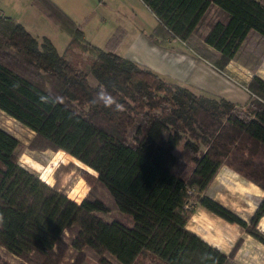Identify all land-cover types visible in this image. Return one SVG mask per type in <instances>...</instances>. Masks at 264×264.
<instances>
[{"label": "trees", "instance_id": "1", "mask_svg": "<svg viewBox=\"0 0 264 264\" xmlns=\"http://www.w3.org/2000/svg\"><path fill=\"white\" fill-rule=\"evenodd\" d=\"M142 1L155 43L179 39L220 70L264 58V0ZM33 4L69 34L73 57L0 14V110L33 132L29 150H62L92 170L77 167L89 187L76 202L58 174L72 162L49 184L20 164L24 146L0 126V246L29 264H232L241 238L228 253L207 243L187 228L197 205L264 244V196L245 220L200 193L222 165L264 192V79L250 77L243 104L194 91L93 45L51 0Z\"/></svg>", "mask_w": 264, "mask_h": 264}, {"label": "crops", "instance_id": "2", "mask_svg": "<svg viewBox=\"0 0 264 264\" xmlns=\"http://www.w3.org/2000/svg\"><path fill=\"white\" fill-rule=\"evenodd\" d=\"M33 1L0 0V14L12 17L33 35L45 36L51 42L55 41L51 29L57 31L65 43V49L69 41L68 33L58 24L49 23L44 11L35 6ZM51 1L80 25L84 38L93 45L112 49L122 57L146 65L158 74L176 80L194 91L202 90L243 104L249 96L246 84L250 77L256 73L264 79L262 65L252 69L239 62L234 65L235 60H231L220 70L190 49L181 47L179 42L182 41L179 39L155 43L149 34L157 26V19L142 0ZM48 26L51 29H47ZM262 62L264 65V58ZM203 68H206V73ZM239 77H243V81L238 80ZM212 186H215V193L208 192ZM204 194L218 200L245 220L253 214L264 196V192L255 184L244 180L224 165L219 167ZM205 218L209 220L205 223L203 234L189 226L190 219L187 221V228L226 253L241 238L242 243L231 260L232 264H264V244L257 238L239 225L229 223L209 211ZM257 228L264 232V214L260 217Z\"/></svg>", "mask_w": 264, "mask_h": 264}, {"label": "rangeland", "instance_id": "3", "mask_svg": "<svg viewBox=\"0 0 264 264\" xmlns=\"http://www.w3.org/2000/svg\"><path fill=\"white\" fill-rule=\"evenodd\" d=\"M49 23L56 25L54 22L50 20H49ZM52 24H49V26ZM49 26L46 28L49 29L50 28ZM51 30L53 32L52 35L55 40L52 43L55 46L58 53L65 54V56H67L68 58H72L73 57L72 53L66 54L64 52L63 48L65 46V43H63L62 39H60L58 32L53 31V29ZM67 35L70 38L69 34ZM40 38L41 37H39V39ZM192 44H194L195 46L197 45V47L202 45L201 47H203V44H201L200 42H193ZM179 45L181 47H185L186 49H188L184 44H182V42H179ZM201 47H198V48H201ZM200 53L207 56L203 51H200ZM79 57H81L82 61L84 62L82 68L88 71V73L90 74L91 57H92L91 54H89L88 52H81L78 54V56H76V58H79ZM233 60H235V63H233L234 65H238L237 63L239 62V63L245 64L246 66H250L253 69V66H252L253 59L245 62V57L240 56ZM262 61L263 59L259 61L260 62L259 65L263 66L261 69L262 70L261 73L262 75H264V65ZM203 69H205L204 73H206L207 72L206 68H203ZM89 78L91 82L95 83V81L92 79L91 76H89ZM237 79L240 81H243L244 78L239 77ZM0 126L10 131L14 136H16L19 139V141L24 146L23 151L19 157L20 164H22L24 167L30 170L35 171L40 176L41 179H43L45 182L49 184H53L55 182V177H56L55 170L57 169L59 165H66L69 162H72V164H69L68 166H66V169H61L58 172L59 177H60L59 181H60L61 187L64 189V191L66 192L69 198H71L72 200L76 202H79L81 200V198L87 192L89 186L84 181V179L80 177L76 169L77 167H80V168H85L91 171L92 170L91 168L82 164L79 160H77L76 158L72 157L71 155H69L68 153L62 150H58V151L29 150L26 147V143L31 138L33 132L29 128L24 126L22 123H20L19 121H17L13 117L3 112L2 110H0ZM177 151H179L178 148H177ZM214 189H215V186H212V188H210L208 192L215 193ZM194 190L195 188L193 189L191 188L192 192H195ZM200 193L203 194L204 192L201 191ZM207 212L208 211L202 206L200 205L197 206L194 214L193 215L191 214L189 216V219H190L189 226L191 228L198 230L201 234H203L205 223L207 220H209L205 218ZM0 261L7 262L8 264H29V262L24 260L23 258L15 256L11 253H8L7 251L4 250L2 246H0ZM87 264H96V263L93 262L92 260H89ZM233 264H236V263H233Z\"/></svg>", "mask_w": 264, "mask_h": 264}, {"label": "clouds", "instance_id": "4", "mask_svg": "<svg viewBox=\"0 0 264 264\" xmlns=\"http://www.w3.org/2000/svg\"><path fill=\"white\" fill-rule=\"evenodd\" d=\"M105 95H109L107 94L106 92L105 93H101L100 96H101V99H103V97ZM111 103H114V101L111 99V97L109 96V101H108V104L106 106H110ZM116 107L119 109L121 108V106L119 104L116 105ZM4 224V218H3V215L0 214V226H2Z\"/></svg>", "mask_w": 264, "mask_h": 264}]
</instances>
